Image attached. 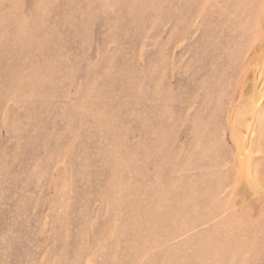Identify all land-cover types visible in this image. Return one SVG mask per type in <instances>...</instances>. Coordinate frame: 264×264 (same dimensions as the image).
<instances>
[{"label":"rangeland","instance_id":"374dc122","mask_svg":"<svg viewBox=\"0 0 264 264\" xmlns=\"http://www.w3.org/2000/svg\"><path fill=\"white\" fill-rule=\"evenodd\" d=\"M0 264H264V0H0Z\"/></svg>","mask_w":264,"mask_h":264},{"label":"bare ground","instance_id":"6f19581e","mask_svg":"<svg viewBox=\"0 0 264 264\" xmlns=\"http://www.w3.org/2000/svg\"><path fill=\"white\" fill-rule=\"evenodd\" d=\"M252 76H254V75H252ZM255 130V129H254ZM242 161V160H241ZM244 162V161H243Z\"/></svg>","mask_w":264,"mask_h":264}]
</instances>
